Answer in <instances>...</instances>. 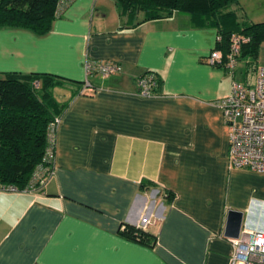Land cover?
Masks as SVG:
<instances>
[{
    "label": "crops",
    "instance_id": "1",
    "mask_svg": "<svg viewBox=\"0 0 264 264\" xmlns=\"http://www.w3.org/2000/svg\"><path fill=\"white\" fill-rule=\"evenodd\" d=\"M137 19L114 0H71L43 35L0 28V73L69 79L53 174L41 191L0 188V264H228L229 209L264 232V172L229 167L218 105L255 73L244 59L232 73L206 62L217 29L199 16ZM86 58L122 70L89 75L95 89L78 93ZM145 73L158 94L139 93ZM122 223L156 243L123 236Z\"/></svg>",
    "mask_w": 264,
    "mask_h": 264
},
{
    "label": "trees",
    "instance_id": "2",
    "mask_svg": "<svg viewBox=\"0 0 264 264\" xmlns=\"http://www.w3.org/2000/svg\"><path fill=\"white\" fill-rule=\"evenodd\" d=\"M58 0H0V28L20 27L43 35L51 29ZM121 16L145 21L170 16L174 11L199 16L217 29L215 48L221 50L222 65L230 51L232 34L247 37L240 45L238 60L257 59L264 39V21L239 22L231 9L236 0H114ZM254 72L258 66H255ZM254 75V74H253ZM157 78V77H156ZM69 79L50 73H0V188L41 191L54 170V160L47 157L50 124L60 118L67 101H60L54 88L63 87ZM37 82V85H35ZM78 93L93 91L85 88L84 80ZM152 94H158L157 87ZM54 156V155H53ZM39 177L35 179V174ZM152 182L142 181V187ZM168 195V194H167ZM171 195V194H170ZM168 195V196H170ZM119 233L143 242L156 243V235L142 227L122 223Z\"/></svg>",
    "mask_w": 264,
    "mask_h": 264
},
{
    "label": "built area",
    "instance_id": "3",
    "mask_svg": "<svg viewBox=\"0 0 264 264\" xmlns=\"http://www.w3.org/2000/svg\"><path fill=\"white\" fill-rule=\"evenodd\" d=\"M71 0H58L56 12L61 14ZM219 40V37H216ZM247 37L232 34L230 51L226 55L224 66L232 73L238 58L240 45ZM222 61V52L213 48L206 57L208 64ZM119 63L111 60L84 61L85 88L91 90L88 76L98 74L107 77L121 72ZM156 77L145 73L137 78L139 93L144 96L153 95ZM37 85V82H35ZM223 113V121L228 129L229 150L227 161L230 168H244L254 172H264V65H259L255 71L254 80L244 83L233 79L229 93L218 101ZM60 118L51 124L48 133L49 147L47 157L54 159L55 130ZM54 170H51L50 177ZM35 179L39 177L35 174ZM49 177V178H50ZM48 178V179H49ZM47 179V180H48ZM7 189H15L12 186ZM27 190V189H26ZM31 190L32 187H31ZM34 191V190H33ZM233 247L228 264H264V232L254 228H241L237 237H227Z\"/></svg>",
    "mask_w": 264,
    "mask_h": 264
},
{
    "label": "rangeland",
    "instance_id": "4",
    "mask_svg": "<svg viewBox=\"0 0 264 264\" xmlns=\"http://www.w3.org/2000/svg\"><path fill=\"white\" fill-rule=\"evenodd\" d=\"M238 16L239 22L256 23L264 21V0H236L231 6ZM244 61L249 77H253L255 66L264 65V39L259 44L257 59L247 57ZM61 87L54 88V94L58 97L64 95ZM63 97V96H62Z\"/></svg>",
    "mask_w": 264,
    "mask_h": 264
},
{
    "label": "water",
    "instance_id": "5",
    "mask_svg": "<svg viewBox=\"0 0 264 264\" xmlns=\"http://www.w3.org/2000/svg\"><path fill=\"white\" fill-rule=\"evenodd\" d=\"M243 221V211L229 209L224 235L227 237H237Z\"/></svg>",
    "mask_w": 264,
    "mask_h": 264
}]
</instances>
